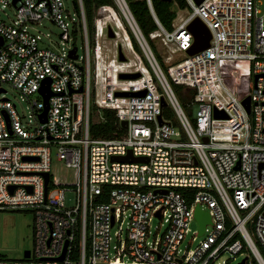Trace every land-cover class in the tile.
Wrapping results in <instances>:
<instances>
[{"label": "built area", "instance_id": "1", "mask_svg": "<svg viewBox=\"0 0 264 264\" xmlns=\"http://www.w3.org/2000/svg\"><path fill=\"white\" fill-rule=\"evenodd\" d=\"M69 1L72 13L66 0H0L1 7L14 9L13 20L0 16V94L6 92L1 83H7L25 98L38 95L29 100L32 129L22 125L15 104L0 97V210L33 214L28 257L0 264H212L224 252L244 255V264H264L260 2L184 0L189 14L166 30L152 0H143L155 23L144 35L129 8L141 0L95 7L91 27L82 1ZM194 18L209 30L210 40L188 55L193 39L187 25ZM43 19L60 28L63 41L70 40L69 25L81 32L84 61L75 46L52 50L39 43L28 25ZM104 40L112 41V50ZM74 47L75 59L69 56ZM152 47L164 52V66ZM44 80L51 95L40 122ZM172 84L190 92L185 107L192 108L191 118ZM93 106L114 112L119 129L111 138L91 137ZM164 107L174 119L162 117ZM104 121L100 116L95 122ZM128 152L146 161L113 159ZM52 155L73 169L74 181L51 180ZM196 205L208 212L210 223L203 238L182 252ZM165 217L163 232L158 226L152 233L151 222ZM74 254L77 262L70 258Z\"/></svg>", "mask_w": 264, "mask_h": 264}, {"label": "rangeland", "instance_id": "2", "mask_svg": "<svg viewBox=\"0 0 264 264\" xmlns=\"http://www.w3.org/2000/svg\"><path fill=\"white\" fill-rule=\"evenodd\" d=\"M258 9L261 12H264V0H258ZM12 6V5H11ZM66 7L69 9L70 13L73 12L71 9V4L69 0H66ZM171 11L175 13V18L173 20V26L177 25L180 20H182L186 15L189 14V8L185 5L184 8L179 7L177 2H172ZM0 16L6 21L14 19V9L13 7L6 6L1 7L0 5ZM28 31L34 35L39 36V43L43 46H46L52 50L67 49L68 46L77 48V55L79 60L84 61L85 59V43L80 31L74 33L72 31V26L69 25V41H63L60 38L61 30L53 22L43 19L40 23H31L28 25ZM104 43L107 45L110 50H112V41L104 40ZM153 52L157 55V58L160 56L161 60L165 62L166 56L162 49L152 47ZM125 55L128 59H133V55L124 50ZM159 55V56H158ZM169 64H166L167 67ZM165 68H163V71ZM1 86L6 90L5 93H1L0 97L4 96L9 99L12 103L15 104L16 110L21 117L22 125L27 129H32L35 125V122L31 116L29 100L32 98H37V94H33L29 98H25L21 93L13 88L7 83H1ZM173 89V88H172ZM184 92V87L178 88L174 86L175 94L178 92ZM178 97V96H177ZM182 107L191 118L192 108L185 107L182 104ZM101 109L92 107L90 110V122L100 120ZM174 119L173 116L169 117ZM50 175L51 180L54 183H64L74 181V171L73 169L66 168L61 161H59L55 155L51 156L50 164ZM74 197L71 193H66V198ZM168 223L167 217L163 218L161 221L153 220L151 222V230L154 232L155 228H158V233L163 232ZM197 223L195 220L191 221L189 224V231L185 235L184 239L181 242V251H185V247L189 245L191 248L196 245L198 240L203 238V235H195L197 233ZM33 247V214L31 210L28 209H18L10 210L3 209L0 210V260H5L7 262L22 260L24 251H31ZM244 255L236 254L231 255L228 252L222 253L212 264H238Z\"/></svg>", "mask_w": 264, "mask_h": 264}, {"label": "trees", "instance_id": "3", "mask_svg": "<svg viewBox=\"0 0 264 264\" xmlns=\"http://www.w3.org/2000/svg\"><path fill=\"white\" fill-rule=\"evenodd\" d=\"M82 1V7L85 14V19L88 27H91L92 25V18H93V10L95 7L100 5H108L112 4V0H81ZM177 2L179 7L184 8L185 7V1L184 0H172L171 2H165L162 0H152V5L156 14L157 19L161 23V25L166 30L172 29V22L175 18V13L171 11V5L172 2ZM76 4V3H75ZM129 8L131 10L132 15L134 16L141 32L144 35H147L148 32L152 31L155 28V23L145 5V2L143 0L141 1H135L133 3L129 4ZM159 56V55H158ZM157 57V55H156ZM158 62L161 66H164L161 60V57L159 56ZM165 68V67H163ZM173 90L174 86L181 88L182 86H178L176 84L171 85ZM179 92V90H178ZM178 96V99L180 103L186 104L188 102V95H190V92H179L176 94ZM101 116L104 118V122L97 123L93 122L89 125V133L91 137L93 138H111L113 136V131L118 128V125L115 122V116L114 112L112 110L108 109H102L100 112ZM162 117H169L171 116L170 111L168 108L164 107L162 109ZM119 129V128H118ZM121 132V131H120ZM96 201H106L105 197H97ZM74 262H77V256L76 254L72 255L70 257ZM252 264H257L254 260H252Z\"/></svg>", "mask_w": 264, "mask_h": 264}, {"label": "water", "instance_id": "4", "mask_svg": "<svg viewBox=\"0 0 264 264\" xmlns=\"http://www.w3.org/2000/svg\"><path fill=\"white\" fill-rule=\"evenodd\" d=\"M16 1L17 0H12V4H15ZM162 1L171 2L172 0H162ZM200 1L201 0H195L196 3H199ZM187 30L190 32L193 41L190 47L186 50V54L193 55L208 47L209 40H210V32L198 18H194L189 22V24L187 25ZM108 32H109V36L112 37L113 35L109 29H108ZM75 50L76 48L74 47L73 49L69 51V56L73 59L76 58ZM118 54H119L120 60H123L122 54L119 49H118ZM137 76L138 74H122L121 75V77H127V78H134ZM38 92L42 96L43 101H44V108H43L42 113L39 114V119H40V122H44L45 113L47 110V100H48V97L51 95V92L49 91V80H44L42 82V85L39 88ZM242 104L244 105L246 111H248L249 99L248 98L244 99ZM161 105L162 106L165 105V101L163 99L161 101ZM214 116L221 117L222 115L220 112H215ZM157 119H158V122L161 123V117L158 116ZM121 126L125 128L126 122L125 121L121 122ZM113 159L120 160L123 162H145L146 161L145 157H141V156L135 157V156H132L130 152H128V154L125 156H114ZM47 181H48V175L44 174V183L46 184ZM11 189L12 187H10V190ZM194 220L196 221L197 226H198V229H197L198 235H202L205 225L210 223V217H209L208 212L206 210L200 209L199 206L196 205L194 209ZM63 254H64V251H62L61 255L57 258L59 261L63 259ZM28 255H29V251H24L23 258L28 257ZM238 264H244V258Z\"/></svg>", "mask_w": 264, "mask_h": 264}, {"label": "clouds", "instance_id": "5", "mask_svg": "<svg viewBox=\"0 0 264 264\" xmlns=\"http://www.w3.org/2000/svg\"><path fill=\"white\" fill-rule=\"evenodd\" d=\"M108 5H110V4H108Z\"/></svg>", "mask_w": 264, "mask_h": 264}]
</instances>
